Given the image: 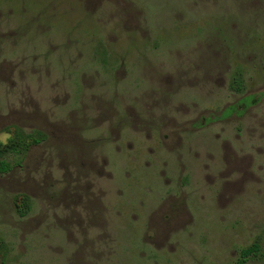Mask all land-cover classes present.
<instances>
[{
	"label": "rangeland",
	"instance_id": "1",
	"mask_svg": "<svg viewBox=\"0 0 264 264\" xmlns=\"http://www.w3.org/2000/svg\"><path fill=\"white\" fill-rule=\"evenodd\" d=\"M26 136L0 264L264 251V0H0V145Z\"/></svg>",
	"mask_w": 264,
	"mask_h": 264
},
{
	"label": "trees",
	"instance_id": "2",
	"mask_svg": "<svg viewBox=\"0 0 264 264\" xmlns=\"http://www.w3.org/2000/svg\"><path fill=\"white\" fill-rule=\"evenodd\" d=\"M29 139L30 136H26L25 140H15L3 146L0 145V156L5 155L6 153H10L14 155L15 158H19L20 154L26 148ZM10 168L11 167L8 163L3 161V159H0V174H5L9 172ZM250 259L260 260L264 264V251L260 248L258 244H253L248 248L240 250L236 264H245Z\"/></svg>",
	"mask_w": 264,
	"mask_h": 264
}]
</instances>
